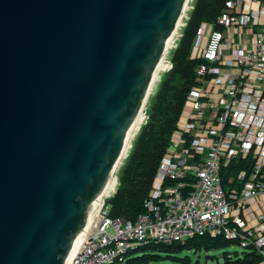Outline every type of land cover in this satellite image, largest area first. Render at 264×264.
<instances>
[{"label":"water","instance_id":"95a60500","mask_svg":"<svg viewBox=\"0 0 264 264\" xmlns=\"http://www.w3.org/2000/svg\"><path fill=\"white\" fill-rule=\"evenodd\" d=\"M188 0H0V264H64Z\"/></svg>","mask_w":264,"mask_h":264},{"label":"built area","instance_id":"2783aa9c","mask_svg":"<svg viewBox=\"0 0 264 264\" xmlns=\"http://www.w3.org/2000/svg\"><path fill=\"white\" fill-rule=\"evenodd\" d=\"M217 23L199 29L201 64L144 211L113 219L105 203L71 264H120L203 236L238 240L264 264V0H227ZM236 160L245 168L234 173Z\"/></svg>","mask_w":264,"mask_h":264},{"label":"trees","instance_id":"16d2710c","mask_svg":"<svg viewBox=\"0 0 264 264\" xmlns=\"http://www.w3.org/2000/svg\"><path fill=\"white\" fill-rule=\"evenodd\" d=\"M226 1L196 0L183 37L181 40L179 38L177 49L171 54L170 68L161 78L155 96L151 97L145 122L120 170L118 187L106 202L111 218H124L133 222L144 211L161 161L177 128L187 96L194 86L196 70L201 64L200 60L191 59L199 29L203 23L215 24L219 29L217 21L225 9ZM243 168L245 167L241 161L236 160L230 171L236 173ZM232 244L240 246L238 240L209 236L195 237L185 244H151L130 252L120 264H160L163 260L192 264L190 257L177 255L190 251L210 252L230 247ZM137 254L140 256L133 257ZM262 259L257 251L248 249L241 256L226 255L225 264H258Z\"/></svg>","mask_w":264,"mask_h":264},{"label":"bare ground","instance_id":"6f19581e","mask_svg":"<svg viewBox=\"0 0 264 264\" xmlns=\"http://www.w3.org/2000/svg\"><path fill=\"white\" fill-rule=\"evenodd\" d=\"M191 0H188L187 4L185 5L184 8V12L178 22V24L176 25L174 31L172 32V34L170 35V37L168 38L165 48L160 56V58L158 59V63L155 69V72L152 76L150 85L146 91L145 97H144V101H143V105H142V109L136 119V121L134 122V124L132 125L131 129L129 130L126 139L124 141L123 147H122V152L123 156H122V160L124 159V157L126 156V151L128 150V148H130L131 143L135 140L134 138L136 137L138 131H140V128L142 127V125L144 124L145 118H146V109L147 106L149 105V101L153 95V93L155 92V88L158 84V81L160 79V76L162 73H166L168 71V69L170 68V65L167 66V58L168 55L171 51V49L173 48V44L175 42V38L179 32V28L180 25L182 26L181 30H183V26L185 25L184 23H186V19L189 17L188 14H186L185 12H188L189 10H191L190 8V4ZM193 4V2H192ZM184 21V23H183ZM182 33V32H181ZM178 37V36H177ZM169 63V62H168ZM161 80V79H160ZM132 147V146H131ZM118 163V162H117ZM120 164V163H119ZM117 165V164H116ZM119 166V165H118ZM118 166L116 167V169L113 171L111 178L109 180V182L107 183V185L103 188V190L100 192V194L97 196V198L92 202V205L90 207V212H89V216H88V220L85 224L84 229L82 230V232L78 235V237L76 238L69 255L67 256V258L65 259V263L64 264H71L72 259L74 258L76 252L80 249L82 243L84 242V240L91 236L96 228V225L94 226L92 224V222L94 221V219H98V223L100 221V212L104 206V204L107 202V200L110 198V196L113 194L117 183H118V179L116 176V172L118 169Z\"/></svg>","mask_w":264,"mask_h":264},{"label":"rangeland","instance_id":"374dc122","mask_svg":"<svg viewBox=\"0 0 264 264\" xmlns=\"http://www.w3.org/2000/svg\"><path fill=\"white\" fill-rule=\"evenodd\" d=\"M192 2H193V4H192ZM195 3H196V0H191V3L189 4L190 8L192 6L194 7ZM191 12H192V9H191V11L189 10L188 12H185V13L188 14V16H190ZM183 23H184V21H183ZM181 28H182V26L180 25L179 32L177 34L178 37L176 36L175 42L173 44V48L171 49V51H170V53L168 55V58H167L168 62L171 61V54L175 50L177 41L179 39V36L181 35V32H182ZM168 62H167V66L169 65ZM172 69H173V65H172ZM164 74L165 73L161 74L160 79L163 77ZM160 79H159L158 84H157V86L155 88V92H156V90H157V88H158V86L160 84V81H161ZM155 92L153 93L152 97L155 96ZM151 100L152 99H150V101ZM150 101H149L148 104H150ZM148 106H147L146 110H148ZM139 132L140 131H138L137 135L139 134ZM137 135H136V137H137ZM136 137L134 139H136ZM133 143H134V141L131 143V146L133 145ZM131 146L126 151V153H125L126 156L124 157L123 160H122V156H123V153H124L126 148L124 149V151L120 155V158H119L118 163L116 165V167L119 165L118 169H117V172H116L117 179H118V176H120V173H121L120 170L123 167L125 161L127 160L129 152L131 151V148H132ZM116 167L114 168V170L116 169ZM117 187H118V183H117L116 188ZM116 188H115L113 194L115 193ZM113 194L110 196V198L113 196ZM97 223H98V219L95 218L94 221L92 222V224L95 226ZM244 252H245V249L241 248L237 244H232L230 247L223 248V249H220V250H212L210 252H206L205 250H203L201 252L190 251V252H184V253L178 254L177 256L178 257H184V256L190 257L191 260H192V264H225V256L226 255H229V257H231V256L235 257L236 254L241 256ZM137 256H140V255L137 254V255H135L133 257H137ZM161 256L165 257L166 255L165 254H161ZM160 264H177V263L174 262V261H171V260H163Z\"/></svg>","mask_w":264,"mask_h":264},{"label":"crops","instance_id":"0c3cea01","mask_svg":"<svg viewBox=\"0 0 264 264\" xmlns=\"http://www.w3.org/2000/svg\"><path fill=\"white\" fill-rule=\"evenodd\" d=\"M179 38H180V36H179ZM179 40V39H178ZM178 42V41H177ZM176 47H177V44H176ZM176 49V48H175ZM169 65H170V62H169ZM146 119V118H145Z\"/></svg>","mask_w":264,"mask_h":264}]
</instances>
